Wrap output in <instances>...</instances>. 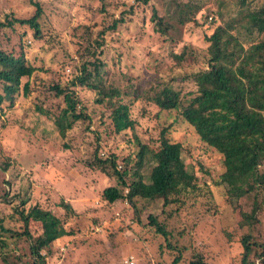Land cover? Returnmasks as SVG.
Wrapping results in <instances>:
<instances>
[{"label": "trees", "instance_id": "1", "mask_svg": "<svg viewBox=\"0 0 264 264\" xmlns=\"http://www.w3.org/2000/svg\"><path fill=\"white\" fill-rule=\"evenodd\" d=\"M28 1L34 7L33 14L17 18L6 13L0 19V29L11 28L15 23L26 25L39 40L43 36L38 21L42 8L37 0ZM94 1L102 27L94 31L93 26L84 24L67 29L70 51L65 59L71 60L72 53L77 55L76 74L66 83H53L48 88L55 98H61L62 106L57 113L40 106L37 110L50 117L61 137L83 126L79 131L88 132L84 146L87 145L88 154L80 161L113 179L112 184L100 190L99 197L105 204L119 203L112 212L119 216L117 229L134 234V240L149 233L160 238L161 249L172 254L171 264L183 260L182 250L186 247L178 244L167 223L187 207L193 208L198 200L207 199L209 206L213 199L210 185L199 182L195 172L185 166L183 145L167 137L172 124L160 128L157 147L142 143L122 156L102 151L104 136L133 127L130 110L134 103L153 106L155 120L167 113L185 122L198 137L203 151L216 152L223 167L214 184L227 187V201L233 213V221L221 229L228 242L235 241L240 247L232 264H264V0H160L161 13L150 0H125L120 8L110 0ZM211 3L213 6H209ZM146 7L150 15L140 18V22L147 19L152 32L169 43L168 69L176 72L171 79L179 83L177 86L164 81L154 83L156 80L143 76L125 77L122 85L111 76L106 79L107 63L102 57L106 35L117 33L129 16L135 17ZM203 9L206 11L201 13ZM205 21L210 23L211 30L204 34V47L183 39L187 24L201 26ZM194 61L199 64L195 70L190 65ZM36 69L25 60L22 51L13 57L0 48V129L2 102L8 100L11 106L21 85L23 94H27L28 82L21 84V78L31 77ZM77 89L91 91L93 104L101 105L105 117L94 121ZM80 137L76 133L73 136L75 142L81 141ZM63 147L72 148L68 144ZM77 157L82 156L78 153ZM12 159L2 154L0 148V174L3 185L8 186L0 188V205L6 210L8 205L12 210L8 213L4 209L0 232L13 238L12 250H17L19 244L23 247L22 253L13 255L15 258H25L26 264H48L59 240L74 234V227H67L65 218L40 204L25 211L26 198L20 191L9 195L11 189L16 190L12 188L16 180L11 170L15 161ZM6 172L7 178L3 174ZM210 204L216 214L220 213L215 202ZM56 206L64 214L73 212L63 199ZM5 216L22 222L21 230L4 227ZM29 221L40 224L37 234L29 228ZM107 225L104 229H109ZM2 255L0 262L8 264ZM182 264L207 263L203 251L196 249Z\"/></svg>", "mask_w": 264, "mask_h": 264}, {"label": "rangeland", "instance_id": "2", "mask_svg": "<svg viewBox=\"0 0 264 264\" xmlns=\"http://www.w3.org/2000/svg\"><path fill=\"white\" fill-rule=\"evenodd\" d=\"M37 1L42 8L38 19L43 34L41 39H35L32 30L18 23L11 28L0 29V48L11 52L13 57L19 56L22 51L25 60L37 68L31 77L21 78V84L28 82V93L23 94L21 85L13 96L11 106L8 100L1 104V153L15 160L11 170L13 175L16 174L12 186L16 190L11 189L9 195L20 191L26 198L25 211L34 204H40L60 218H65L67 227L73 225L74 234L59 240L55 254L47 260L48 264H126L129 261L135 264H171L172 254L161 249L160 238L149 233L134 240V234L117 229L119 216L117 212H112L118 208L119 203L105 204L99 197L100 190L112 184L113 179L101 171L88 168L80 161L88 154L87 145L84 148L88 132L79 131L83 126H77L74 131L61 137L50 117L37 110V106H40L51 113H57L62 106L61 98H55L48 88L53 83H66L76 74L77 55L72 53L71 60L65 59L67 51H70L67 29L84 24L93 26L94 31L102 27L98 5L94 0ZM110 1L119 6L125 0ZM150 3L158 5L159 13L162 12L160 0H150ZM209 6H213V3ZM205 11L203 9L201 13ZM33 12L34 7L28 0H0V19L6 13L26 18ZM201 13L198 14L199 18ZM134 15L128 17L117 33L106 35V50L102 56L107 63L106 79L111 76L122 85L126 82L125 77L143 76L149 81L156 80L154 83L164 81L177 86L179 83L171 79L176 76V72L168 69L171 63L167 55L171 48L169 43L162 42L163 37L152 32L147 19L145 23L140 22V18L149 17V7ZM210 27L207 21L201 26L189 23L184 28L183 39L195 46L204 47V34L211 30ZM189 59L192 60L191 57ZM190 65L194 70L199 67L196 61ZM77 91L82 95L87 113L94 121L97 122L99 116L105 117L101 105L93 104L91 91ZM155 110L153 106L144 107L134 103L130 110L133 127L114 136H104L102 153L114 151L122 156L142 143L157 147L160 128L172 124L167 137L183 145L185 166L195 172L199 182L210 185L213 199L208 202L210 207L207 206V199L196 201L193 208L187 207L177 218L168 221L167 228L176 236L178 244L186 247L182 250L183 260L197 249L203 251L207 264H232L238 257L240 247L235 241L228 242L221 232L227 222L233 221V213L227 201V187L214 184L223 171L219 156L209 149L204 152L192 129L185 122L175 120L173 114L163 113L161 119H153ZM75 133L80 134L81 141L75 142ZM63 144L72 148H64ZM76 152L82 157H77ZM3 174L7 178L8 172ZM144 174L146 177L147 170ZM3 184L0 174V188L8 189ZM60 199L69 203L73 208L72 213L64 214L56 206ZM214 202L220 213L214 212L215 208L210 204ZM4 209L0 205V217ZM11 211L7 205L6 212ZM2 223L4 227L22 228V222L14 217L5 216ZM105 225L109 229H104ZM29 228L35 234L41 230L40 224L33 221H29ZM12 240L9 233L0 232V256H6L8 264H26L25 258L17 259L13 256L16 252L22 253L23 247L19 244L17 250H12ZM19 241L22 243V240Z\"/></svg>", "mask_w": 264, "mask_h": 264}, {"label": "built area", "instance_id": "3", "mask_svg": "<svg viewBox=\"0 0 264 264\" xmlns=\"http://www.w3.org/2000/svg\"><path fill=\"white\" fill-rule=\"evenodd\" d=\"M126 264H135L133 261H129Z\"/></svg>", "mask_w": 264, "mask_h": 264}]
</instances>
